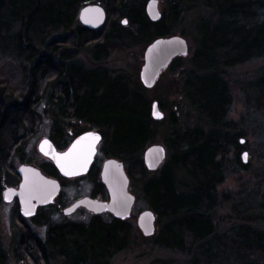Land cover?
<instances>
[{
  "label": "trees",
  "instance_id": "trees-1",
  "mask_svg": "<svg viewBox=\"0 0 264 264\" xmlns=\"http://www.w3.org/2000/svg\"><path fill=\"white\" fill-rule=\"evenodd\" d=\"M148 1L98 0L110 23L90 31L78 22L79 11L89 0H0V206L3 191L20 183L16 161L35 162L27 160V146L46 114L40 109L47 106L53 116L49 139L59 151L85 131H76L73 123L88 124L104 135L103 157L122 162L130 180H144L145 200L158 217L168 220L162 232L168 239L158 241L162 247L182 253L192 264H257L256 259L264 257V231L252 225L254 211L247 205L251 201L239 197L241 203L232 208L240 226L233 227L230 238L218 233L213 213L220 207L219 187L227 177L228 155H235L233 161L242 172L250 170L241 158L245 149L241 123L229 120L232 94L225 74L264 60V0H193L194 53L187 63L176 59L168 72H180L185 100L197 118L195 126L180 124L175 114L154 121L143 86L113 77L101 67L108 57L107 43L147 47L158 38L174 36L185 0H171L173 8L158 23L147 17ZM111 10L118 17L113 22ZM120 20H127L128 27ZM82 53L89 54L97 67L75 63ZM249 91L248 103L257 113L264 112V74ZM160 107L164 110L165 105ZM162 125L169 131L163 140L171 155L148 179L151 173L140 154ZM100 165L96 161L85 178L95 185L94 196L106 198ZM35 167L50 178L67 181L48 160ZM261 186L254 194L259 202L263 197L258 208L264 212ZM59 206L58 202L41 208L31 219L36 227L47 229L44 241L16 212L20 235L15 258L36 264H50L56 257L65 264H111L127 250L132 232L127 220L94 217L89 223H56L53 216ZM0 264H9L1 240Z\"/></svg>",
  "mask_w": 264,
  "mask_h": 264
},
{
  "label": "rangeland",
  "instance_id": "rangeland-1",
  "mask_svg": "<svg viewBox=\"0 0 264 264\" xmlns=\"http://www.w3.org/2000/svg\"><path fill=\"white\" fill-rule=\"evenodd\" d=\"M158 1L160 12L163 15H169L170 9L171 7L173 8L174 5L171 4V0ZM90 3L91 5H95L99 2L98 0H89V4ZM195 7L196 4L193 0H185V3L182 4L181 7L182 15L172 33L174 36H184V39H186L189 45V55L186 58H183L185 63H187L192 57L195 49L193 26L196 21V13L190 11L194 10ZM111 14V21L113 22L114 20H117L118 17L116 16V12L113 14L111 10ZM107 23L110 22L107 20L106 24ZM120 23H122V20H120ZM75 28L77 27H74V29ZM129 29L133 30V28ZM105 48L108 50V57L101 67L106 69L113 77L122 76L129 79V81H131L134 85H137L138 83L141 84L140 73L142 67L144 66L146 46L137 45L129 48H121L119 45L110 42L109 44H105ZM74 61L79 65H83L86 69H94L97 67L95 66L96 64L93 60L90 59L89 54H79ZM263 74L264 60L251 61L245 65H239L235 68L227 70L225 74L226 80L231 87L232 94V107L229 114V120L235 123H241L239 131H242V133L245 134V137L242 138L245 149L241 152V158H243L244 153H247L246 160L247 164L250 165L249 172H242L237 163L233 161L235 155L233 153L228 155V160H230L228 161L229 169L227 177L225 182L219 187V194L221 198L220 207L213 213V220L217 226L218 233L221 234V236L228 238L232 237L231 234L233 227L240 226V223H237V218L234 217L232 208L237 204H240V200L243 198L248 202L251 201L247 205L254 211L250 214V216L253 215L252 217L254 219L252 225L255 229L258 228V230L264 231V212H261L258 208L259 204L263 201V197H261V202H259L258 198H255L257 196L254 194L255 188L261 183L262 186L259 188L261 191L259 189L258 190L262 193V195H264V180H261L264 175V147H258L259 140L264 139V112L257 113L254 107L248 103L249 99L252 100L249 86ZM145 94L146 98L151 102V105L154 102H158L159 105L160 103L165 105L164 110H162L165 118L175 114L180 121V124L195 126L197 118L185 100L180 72L170 73L165 71L156 87L152 90H146ZM46 102L47 98L44 99V104ZM46 107L47 106H43L40 109L41 114L45 111L46 114H42L43 121L39 128V132L33 139L30 140L27 146V160L29 158L35 160L32 166H37L39 162L43 163L45 161L39 153V145L44 139H48L52 134L53 116H51L52 114L50 110ZM258 124L262 128L261 131H259L260 128ZM72 126L77 128L76 131H101L99 129H91L92 127L90 125L82 122L79 124L73 123ZM257 128L259 129L258 132H256ZM69 130L70 132L73 131L72 128ZM157 131L158 132L155 134L157 137L152 140L140 154L142 160L144 152L149 147L155 145H162L165 147L163 138H166L169 134V131L166 129V125L157 126ZM104 145L105 144L103 143L101 148ZM167 153L168 157L163 165L167 164L170 158L171 152L167 150ZM98 159L100 160L101 165L106 160L101 152ZM20 167L21 165L18 161H16V171H18ZM158 171L151 172L148 179L152 175H155ZM143 181L141 180L138 182L137 177L133 180L131 179L129 190L137 200L132 212V217L129 221L132 226L129 246L127 250L118 254L113 259L111 264H192L191 260H188L186 256L182 255V253L162 247L158 243V241L164 242L168 239V237L162 233L168 223V220L158 216L156 217V232L151 238L144 237L138 228L137 220L140 214L145 211H151L148 201L145 200V196L141 193V188L145 183ZM182 181L186 183L185 180ZM63 186L62 205L65 208L71 206L80 199L90 196L95 188V185L87 178L77 181L67 180L63 183ZM11 187H18V185ZM239 197L241 199H239ZM252 202L255 204L254 208L252 206ZM61 210H58V212L53 216V222L65 224H69L71 222L89 223L92 218V215L84 211H80L70 218H65ZM17 211L20 214V208L16 201L14 203H6L3 201V204L0 206V240L2 242V246L9 255V264H36L26 260H19L14 256L20 235V230L15 220ZM104 218L109 221L108 217ZM24 220L25 223L32 229L33 233H35L43 241L46 239L47 229L36 227L29 219ZM50 261V264H65V261L58 257ZM256 261H258L257 264H264V257L258 258Z\"/></svg>",
  "mask_w": 264,
  "mask_h": 264
},
{
  "label": "water",
  "instance_id": "water-1",
  "mask_svg": "<svg viewBox=\"0 0 264 264\" xmlns=\"http://www.w3.org/2000/svg\"><path fill=\"white\" fill-rule=\"evenodd\" d=\"M146 14L153 23L162 19L158 0L148 2ZM105 19L106 12L100 5L85 7L79 17L80 23L90 30L101 28ZM188 55L189 45L184 38L173 36L156 39L147 47L144 54V66L141 69L140 80L145 89L155 88L162 74L170 68L172 63ZM151 116L157 122L164 120L165 115L158 102L152 104ZM101 141V134L88 132L78 137L66 151L60 152L49 139H44L39 145V153L55 165L63 178L75 179L89 173ZM143 158L147 170L156 172L165 162L167 151L162 145L151 146L145 151ZM243 158L246 164L247 153H244ZM18 175L21 180L18 189H6L3 193V200L6 203H13L18 199L21 215L26 219L35 217L39 207L52 204L60 194L59 182L48 178L35 167L23 165L18 169ZM102 180L110 193V203L87 198L66 209L64 215L72 216L80 208H86L96 215L107 212L118 215L121 212L123 214L121 217L129 218L136 198L129 193V179L123 164L114 159L107 161L103 167ZM138 227L145 237L154 236L155 214L152 211L143 212L138 219Z\"/></svg>",
  "mask_w": 264,
  "mask_h": 264
},
{
  "label": "flooded vegetation",
  "instance_id": "flooded-vegetation-1",
  "mask_svg": "<svg viewBox=\"0 0 264 264\" xmlns=\"http://www.w3.org/2000/svg\"><path fill=\"white\" fill-rule=\"evenodd\" d=\"M99 4H101V3H99ZM85 6H89V3H86L85 5H84V7ZM107 12V11H106ZM106 16H108V13L106 14ZM88 132H93L92 130H87V131H84L80 136H82L83 134H85V133H88ZM75 181L76 180H78V179H74ZM100 182L102 183L103 181H102V179H101V177H100ZM103 184V183H102ZM103 186H104V189H105V191H106V194H107V197L106 198H104V197H100V196H97V195H95L94 196V191L92 192V194L90 195V196H88V197H85V198H83V199H80V200H78V201H76L75 203H73L71 206H73V205H75L76 203H78V202H80V201H82V200H84V199H87V198H89V199H91V200H93V201H98V202H104V203H110V201H111V197H110V193H109V191H108V189L106 188V186L103 184ZM63 182H61V190H60V194L58 195V197L55 199V201H54V203H52V204H50V205H48V206H55L58 202L60 203V206H59V211L61 210V208H62V210H61V212H62V214H63V216L65 217V218H70V217H66L65 215H64V212H65V210L66 209H68V208H70L71 206H69V207H64L62 204H63V200H62V191H63ZM48 206H46V207H48ZM87 212V213H89L90 215H92V218H94V217H101L102 218V220H104V221H106V222H109L110 220H112L113 218L114 219H118V220H127L128 222L130 221V219H131V217H132V215L129 217V218H125V217H121V215H123L121 212L118 214V215H120V217L117 215V214H113V213H109V212H107V213H104V214H102V215H96V214H94L93 212H90V211H88V209H86V208H80L76 213H78V212ZM75 213V214H76ZM75 214H73V215H75ZM72 215V216H73ZM104 217H108V220L109 221H107ZM91 218V219H92ZM71 223H80V222H71Z\"/></svg>",
  "mask_w": 264,
  "mask_h": 264
},
{
  "label": "snow or ice",
  "instance_id": "snow-or-ice-1",
  "mask_svg": "<svg viewBox=\"0 0 264 264\" xmlns=\"http://www.w3.org/2000/svg\"><path fill=\"white\" fill-rule=\"evenodd\" d=\"M96 139H98V137H96ZM85 165H86V160H85Z\"/></svg>",
  "mask_w": 264,
  "mask_h": 264
}]
</instances>
